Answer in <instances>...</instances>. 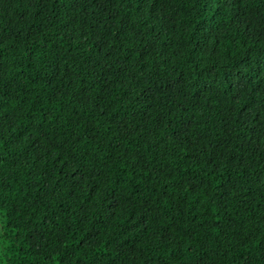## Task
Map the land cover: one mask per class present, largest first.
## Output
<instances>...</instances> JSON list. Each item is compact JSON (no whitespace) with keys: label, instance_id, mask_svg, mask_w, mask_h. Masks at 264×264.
Wrapping results in <instances>:
<instances>
[{"label":"trees","instance_id":"16d2710c","mask_svg":"<svg viewBox=\"0 0 264 264\" xmlns=\"http://www.w3.org/2000/svg\"><path fill=\"white\" fill-rule=\"evenodd\" d=\"M0 264H264V0H0Z\"/></svg>","mask_w":264,"mask_h":264}]
</instances>
